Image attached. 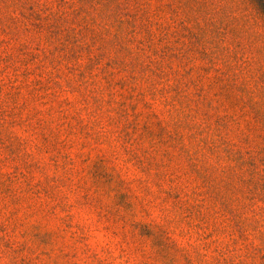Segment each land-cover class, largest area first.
<instances>
[{
	"label": "rangeland",
	"instance_id": "374dc122",
	"mask_svg": "<svg viewBox=\"0 0 264 264\" xmlns=\"http://www.w3.org/2000/svg\"><path fill=\"white\" fill-rule=\"evenodd\" d=\"M5 251L264 264V0H0Z\"/></svg>",
	"mask_w": 264,
	"mask_h": 264
},
{
	"label": "clouds",
	"instance_id": "9594fccd",
	"mask_svg": "<svg viewBox=\"0 0 264 264\" xmlns=\"http://www.w3.org/2000/svg\"><path fill=\"white\" fill-rule=\"evenodd\" d=\"M78 216L83 217L85 221L88 223L91 229V239L89 240L90 245H95L97 243L104 242V234L96 229L93 225L94 221V213L88 210H78ZM0 264H11V257L8 252H0Z\"/></svg>",
	"mask_w": 264,
	"mask_h": 264
}]
</instances>
